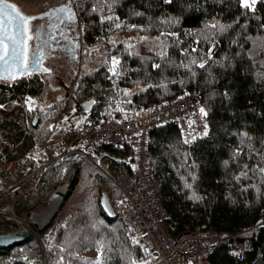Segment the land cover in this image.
<instances>
[{
	"label": "trees",
	"instance_id": "trees-1",
	"mask_svg": "<svg viewBox=\"0 0 264 264\" xmlns=\"http://www.w3.org/2000/svg\"><path fill=\"white\" fill-rule=\"evenodd\" d=\"M72 4L82 32L83 69L70 79V93L30 107L29 115L18 109L6 121L14 145L4 159L43 163L39 139L48 138L54 123L72 109L83 119L138 116L157 102L193 91L207 113L202 137L185 143L173 122L150 131V160L167 209V229L178 235L200 225L224 233L223 241L208 245L209 264H264V0L254 9L241 7L239 0ZM109 16L113 19H105ZM98 44L104 45L103 54L91 58L89 48ZM113 57L120 60L115 76L109 71ZM3 81L0 100L45 93L37 75ZM88 100L94 103L85 112L81 103ZM27 116L32 133L24 128ZM104 147L131 168L129 150ZM87 153L63 155L39 177L48 188L45 199L75 171L59 210L46 229L38 230L48 240L47 264H146L144 245L122 220V192L92 161L95 151ZM103 191L115 216L102 207ZM2 225L0 231L9 229ZM0 264H44L39 242L30 236L0 247Z\"/></svg>",
	"mask_w": 264,
	"mask_h": 264
},
{
	"label": "built area",
	"instance_id": "built-area-1",
	"mask_svg": "<svg viewBox=\"0 0 264 264\" xmlns=\"http://www.w3.org/2000/svg\"><path fill=\"white\" fill-rule=\"evenodd\" d=\"M3 83L0 80V89L5 87ZM26 104L23 97L19 96L11 95L0 100V224L12 226L14 223L19 224L18 229L28 228L30 234L33 233L31 236L34 235L39 242L44 264L50 259V252L44 246L42 237L30 224L21 227L19 221L22 215L35 213L31 211L32 205L22 213L19 208L35 192L44 194L47 191L39 178L45 167L63 155L87 156L89 150L97 154V158L92 161L109 175L122 192V220L129 228L131 237L144 245L148 255L146 264H200L204 248L223 241L224 233L200 225L178 235L169 232L165 223L167 209L162 202L161 190L150 160V131L158 125L175 123L182 140L188 144L205 134L207 124L197 93L188 91L164 99L141 117L85 118L77 127H69L64 131L61 136L62 151L59 153L50 150L49 138L39 139L45 152V160L39 165L4 159L14 145L6 121L18 109L29 115L30 107ZM25 122L26 132L32 133L28 116ZM105 145L129 150L128 164L131 168L108 153ZM71 172L75 176V171ZM42 201L38 198V202ZM242 256L243 248H240L239 257Z\"/></svg>",
	"mask_w": 264,
	"mask_h": 264
},
{
	"label": "snow or ice",
	"instance_id": "snow-or-ice-1",
	"mask_svg": "<svg viewBox=\"0 0 264 264\" xmlns=\"http://www.w3.org/2000/svg\"><path fill=\"white\" fill-rule=\"evenodd\" d=\"M239 2L243 8L254 9L257 0H239ZM57 13H66L63 20L70 22V24L74 23L75 14L67 5L44 15L52 17ZM35 19L37 17L23 14L15 4L8 3L7 0H0V79L14 81L24 76H30L33 71H50V69L43 67L44 52L41 43L38 42L35 48H30L29 42L33 39L39 41L42 30L38 27L33 33L31 22ZM105 19L112 20L113 17L109 16ZM68 26L66 25V27ZM52 27H58V25ZM116 27H120V25H116ZM212 27L215 28L216 25H212ZM60 34L63 36L64 31L62 30ZM42 43L48 44L49 41H43ZM119 64L120 60L113 57L109 71L114 76L118 75ZM204 66V64L199 65L201 68ZM155 67H159V65H155ZM28 102L32 103L31 98ZM201 112L203 115H207L204 109H201ZM260 171L264 172V169H260Z\"/></svg>",
	"mask_w": 264,
	"mask_h": 264
},
{
	"label": "flooded vegetation",
	"instance_id": "flooded-vegetation-1",
	"mask_svg": "<svg viewBox=\"0 0 264 264\" xmlns=\"http://www.w3.org/2000/svg\"><path fill=\"white\" fill-rule=\"evenodd\" d=\"M65 5L70 7L72 13L75 14V21L72 24L63 20L66 13H57L52 17L44 15ZM26 15L37 17L31 22L33 33L38 27L42 28L39 41L35 39L30 41V48H35L38 42L41 43L44 52L43 66L50 69L49 72L33 71L30 77L37 75L42 80L48 81L51 87L60 88L67 80V74L72 75L74 71L79 72L77 62H81L82 56V32L72 0H44L41 10ZM54 25L58 27H52ZM66 25L69 26L66 27ZM62 30L64 31L63 36L60 34ZM43 41H49V43L43 44ZM54 81L58 83L54 85Z\"/></svg>",
	"mask_w": 264,
	"mask_h": 264
},
{
	"label": "rangeland",
	"instance_id": "rangeland-1",
	"mask_svg": "<svg viewBox=\"0 0 264 264\" xmlns=\"http://www.w3.org/2000/svg\"><path fill=\"white\" fill-rule=\"evenodd\" d=\"M8 1H10V2H12V3H14L16 6H17V8L23 13V14H28V13H34V12H37V11H39V10H41V8H42V5H43V1L44 0H8ZM72 2H73V0H72ZM114 36H116L115 34H114ZM114 40H116V38H114ZM103 46L104 45H101V44H98V45H95V46H93V47H91V48H89V50H91V52L93 53V55L91 56V58H93L94 57V59L96 58H98V57H101V55L103 54L102 52H103ZM95 64H93V66H94ZM77 68H81V62L80 61H78L77 62ZM81 69H83V66H82V68ZM80 71V70H79ZM63 72H65V71H63ZM64 74V73H63ZM78 75L77 74V71L75 72H73L72 73V75L69 73V74H67V76H66V78H67V80L65 81V84L64 85H62V87H60V88H58V87H51V85L48 83V81H46V80H44V83H45V93H44V95L41 97V98H39V96H36V97H33V96H31V97H23V99H24V101L27 103L26 105L28 106V107H34L36 104H41V105H50L51 103H53V102H55V101H57L58 99H60V98H62V97H64L66 94H68V93H70V91H71V85H69V82H70V79L72 78V76L73 75ZM58 82H56V81H54L53 82V84L55 85V84H57ZM29 98H31V101H32V103H29L28 101H29ZM75 111H73V109L72 110H70V111H67V112H64L63 114H62V117H64V118H66L67 117V119L66 120H74L75 122H76V124L77 125H75L74 127H77L79 124H80V122H81V120H83V115H78L76 112L74 113ZM15 113V112H14ZM14 113L12 114V118H14L15 116H14ZM30 114V113H29ZM144 113H142V114H140V115H138L137 117H141L142 115H143ZM69 115V116H68ZM127 116V115H126ZM79 121V122H78ZM57 122V128L59 129L62 125L64 126V123L63 122H65L64 121V119L63 120H61V117H60V119H59V121H56ZM78 122V123H77ZM56 127L54 128V129H57ZM69 127H66L64 130H63V133H64V131L66 130V129H68ZM60 130H61V128L59 129V130H56L57 131V133L59 134V132H60ZM62 133V132H61ZM49 138V137H48ZM60 184V183H59ZM58 184V185H59ZM72 186V185H71ZM57 188V187H56ZM55 188V189H56ZM71 188V187H70ZM38 194H37V198L39 197V199H41V200H44V201H42V202H38V199H37V201H34V195L35 194H33L32 196H31V198H29V200L26 202V203H24L20 208H19V211H20V213H22L24 210H27V209H29V207L32 205V207H31V211H33V212H35V213H41L45 208H46V206H47V201H48V199H49V197H50V195H48L47 197H45V199L43 198V193L42 194H40L39 195V192H37ZM39 195V196H38ZM28 202H30L31 204H29L28 205V207H24L25 206V204H27ZM37 203H41V204H43L42 205V208L40 209V210H35V207L33 206V205H35V204H37ZM62 204V203H61ZM60 208V207H59ZM57 213V212H56ZM55 213V214H56ZM54 214V215H55ZM54 215H53V217H54ZM53 217L51 218V220L53 219ZM51 220H50V222H51ZM50 222L44 227V228H39V226H38V224H30V227L33 229V230H35V231H37V233H38V236L40 237V230H44V229H46L47 227H48V225L50 224ZM2 224H0V226H1ZM11 224H6V225H2V226H9V229L8 230H6V231H11L12 229H15V230H17L18 228H19V224L17 225V224H14V223H12V226H10ZM39 230V231H38ZM5 230H3V231H0V232H6ZM31 234H33V233H31ZM31 234H30V236H31ZM32 237H34V235H32ZM34 238H36V237H34ZM37 240V239H36ZM42 240H43V243H44V246L47 248V242H48V240L45 238V239H43L42 238ZM47 240V241H46ZM38 241V240H37ZM48 249V248H47ZM205 249H206V247H205ZM42 258H43V256H42ZM202 258V257H201ZM201 260L202 259H200V264H202V262H201Z\"/></svg>",
	"mask_w": 264,
	"mask_h": 264
},
{
	"label": "bare ground",
	"instance_id": "bare-ground-1",
	"mask_svg": "<svg viewBox=\"0 0 264 264\" xmlns=\"http://www.w3.org/2000/svg\"><path fill=\"white\" fill-rule=\"evenodd\" d=\"M74 179L75 176L71 172L60 182L57 188L53 191L54 195L49 197L47 206L41 213L22 215L19 220L20 224H22L21 227H24L26 224H38L40 229L44 228L55 214V211L62 200L63 194H66V192L69 190L74 182Z\"/></svg>",
	"mask_w": 264,
	"mask_h": 264
},
{
	"label": "water",
	"instance_id": "water-1",
	"mask_svg": "<svg viewBox=\"0 0 264 264\" xmlns=\"http://www.w3.org/2000/svg\"><path fill=\"white\" fill-rule=\"evenodd\" d=\"M7 2L12 3L8 0H7ZM12 4H14V3H12ZM0 80H3V79H0ZM92 104H93V100H88V101L81 103V106H82L83 110L86 112L91 107ZM36 119H37V116H34L33 122H35ZM52 195H54V194L52 193L50 195V197H52ZM65 195L66 194H63L62 200H61L58 208L56 209L55 213L59 210V207L61 206V203L63 202ZM101 204H102L104 211L107 213V215L115 216V210H114L113 204L111 202L110 196H109L107 191H103V193H102ZM29 214L31 215L34 213H29ZM29 237H30V232H29L28 228H21V229H17V230L0 232V247H7V246L13 245L15 243H19V242H21V241H23Z\"/></svg>",
	"mask_w": 264,
	"mask_h": 264
},
{
	"label": "crops",
	"instance_id": "crops-1",
	"mask_svg": "<svg viewBox=\"0 0 264 264\" xmlns=\"http://www.w3.org/2000/svg\"><path fill=\"white\" fill-rule=\"evenodd\" d=\"M69 116V115H68ZM65 122L64 123V126L62 125L60 128V132L59 134L57 133L56 130H59L57 127V122H55L54 124H56V128L57 129H54V126H53V129L49 135V140H50V150L53 152V153H59L62 151V141H61V136L63 134V130L66 128V127H73L76 124V122L74 120H64ZM79 122V121H78ZM77 122V123H78ZM62 132V133H61ZM38 147V150L41 151L42 147L41 145H37ZM43 150V149H42ZM44 151V150H43ZM46 190H48V188L45 186ZM42 194V193H40ZM211 250V246H206V249L204 248L203 250V255H202V264H209V258H208V253L209 251Z\"/></svg>",
	"mask_w": 264,
	"mask_h": 264
}]
</instances>
